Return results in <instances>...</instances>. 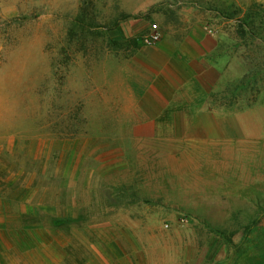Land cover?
Segmentation results:
<instances>
[{"label":"rangeland","instance_id":"obj_1","mask_svg":"<svg viewBox=\"0 0 264 264\" xmlns=\"http://www.w3.org/2000/svg\"><path fill=\"white\" fill-rule=\"evenodd\" d=\"M201 1L220 73L163 98L161 9L0 0L3 264H264V0Z\"/></svg>","mask_w":264,"mask_h":264},{"label":"crops","instance_id":"obj_2","mask_svg":"<svg viewBox=\"0 0 264 264\" xmlns=\"http://www.w3.org/2000/svg\"><path fill=\"white\" fill-rule=\"evenodd\" d=\"M203 4L204 2L201 0H197V2L188 0H139L136 4L137 7L145 9H161L151 15L160 26L163 39L156 44L139 48L140 53L146 52L151 57V60L145 59L144 66L148 67V65L153 64V67H157L163 73L160 77L162 78L160 79L161 83L153 86L156 89L154 93L156 96L165 98L170 90L188 88L196 81L201 83V86H205L203 80L206 82L207 79L209 85L210 79L208 80V78L211 76L216 78V73H220L214 62L220 46L219 35L212 30L210 25L211 11ZM144 96L147 97L146 92ZM24 212L29 215L38 214V211H29L28 209ZM14 220L15 218L10 217L1 197V253L10 250L15 245L18 246L14 229L10 227V222ZM38 228L39 224L37 223L25 226L30 239L36 241L37 244L39 242L36 240L35 231ZM0 264H3V260H0Z\"/></svg>","mask_w":264,"mask_h":264},{"label":"built area","instance_id":"obj_3","mask_svg":"<svg viewBox=\"0 0 264 264\" xmlns=\"http://www.w3.org/2000/svg\"><path fill=\"white\" fill-rule=\"evenodd\" d=\"M162 39L163 34L160 26L157 23H154L151 25L149 33L144 37V43L146 45H153L160 42Z\"/></svg>","mask_w":264,"mask_h":264},{"label":"trees","instance_id":"obj_4","mask_svg":"<svg viewBox=\"0 0 264 264\" xmlns=\"http://www.w3.org/2000/svg\"><path fill=\"white\" fill-rule=\"evenodd\" d=\"M219 48H220V46H219ZM219 48H218V50H219ZM219 52H220V50H219ZM33 223V222H32ZM35 223V222H34ZM59 223H61V224H59ZM65 223V220H54V224L56 225V227L57 228H59V227H61V228H64V224ZM19 243V242H18ZM20 244V246H21V243H19ZM24 246H25V248H26V250H27V248H33L34 247V243L32 242V243H24ZM27 246H29V247H27Z\"/></svg>","mask_w":264,"mask_h":264}]
</instances>
